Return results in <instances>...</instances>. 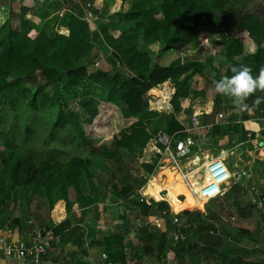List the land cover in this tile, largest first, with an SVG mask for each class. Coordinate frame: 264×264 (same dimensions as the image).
Returning a JSON list of instances; mask_svg holds the SVG:
<instances>
[{"label": "rangeland", "instance_id": "obj_1", "mask_svg": "<svg viewBox=\"0 0 264 264\" xmlns=\"http://www.w3.org/2000/svg\"><path fill=\"white\" fill-rule=\"evenodd\" d=\"M130 6L131 1L124 2L123 0H0V25L8 22L12 28L16 29L21 19H29L34 24L39 21L46 25L48 23L49 35L66 34V32H61L62 26L58 25L57 18L58 12H68L87 24L92 54L90 62L86 65V71L90 74L104 72L110 76L117 75L118 82L133 76H146L152 65L169 66L174 63L185 65L186 72L180 76V80L188 79L190 82L188 94L180 97L179 100L183 113H179L181 110L175 113V118L185 128H191V117L194 113L199 115L202 125L214 123L216 117L213 115V110L221 112L223 117L231 120L240 119L244 114L253 120L262 117L264 106L261 109L257 107L260 104L264 105V99L257 101L253 96L264 97V91L261 93L256 91L253 96L247 97L246 100L250 102L244 109L245 111L241 113L230 97L214 90L212 80H219L224 76L230 77L232 72L227 71L230 62L225 57V47L221 46L217 51L211 42L214 33L212 29L216 24V19L213 17L209 19L202 17L198 22L197 36L190 44L178 51L164 50L162 44L151 45L138 37L136 44L129 43L132 46L130 52H135L136 59L149 63V66L145 69L139 66L138 70H132L125 64L123 54L105 41V31L112 39H116L122 31L133 28V23L127 15ZM245 11L264 12V3L253 0L247 4ZM161 17L160 11H155L154 19L160 20ZM256 50L257 45L251 39H247L243 53L232 60L240 63L246 55L255 53ZM194 64H196L195 67ZM22 80L32 90L44 83V78L39 72L33 76L24 77ZM163 86L165 88L164 98L171 104L173 84ZM46 91L51 93V88L47 87ZM150 95H157V88L150 89ZM166 101L162 97L152 102L151 108L154 110H149L147 104L146 113L139 126L142 133L148 135L147 142L142 144L146 136L138 135L129 147L116 149L115 157L112 158L104 155V145L109 146L104 139L109 136L111 130L118 132L132 120L122 118L119 110L111 104L98 105L88 124V138L80 145L71 146L64 132L58 134L60 139L56 140L57 143L50 141L43 128L35 126L38 130L36 134L40 136L35 142L41 143L40 138H45L49 142L43 147L40 144L36 145V150H39L38 158L51 159V162H58L63 166L73 162L74 159H81L80 189L74 192L72 187L68 188L65 194L69 204H66L63 200L65 194L57 190L58 185L53 186L51 194L47 195L44 189L34 191L31 187L15 185L9 179H5L4 184L0 186V225L12 226L15 219L19 220L21 227L25 226L28 219L41 225L54 224L51 221V213L54 220H60L63 216L60 207L62 202L66 215L64 214L65 217L60 222L67 221L68 225L70 219L68 216L70 217L72 213L71 208L76 204L72 202V193H75L78 200L84 203L80 197L93 192L97 195H95L97 197L95 205L83 204L77 207L71 221L74 217L80 219L85 229L83 228L79 236L88 242L92 240L96 243V240H102L110 234L121 236L125 258L128 259L127 264H161L162 262L179 264V260H181L180 264H221L223 257L237 255L239 248L247 250L242 257L254 261L262 259V254L256 251L253 253L252 250L258 247L264 249V212L257 208L258 201L264 202V152L262 154L257 150L254 151L245 140L244 134L251 128L256 130L257 127L264 128V125L259 124V121H254L250 128L244 125L219 126L216 128L218 135L209 136L198 151L200 160L196 166L189 164V160L174 165L168 156L160 158L157 153L151 154L150 152L149 154L146 150L154 136L166 129V118L172 114V112L167 113L168 110H161L168 106ZM208 104H210L209 109H206ZM215 105L220 107L215 110ZM38 117L41 119V114ZM41 124L48 125L46 121ZM164 158H167L168 162H165ZM1 159L2 143L0 141ZM211 159L220 160L229 170L233 166L242 171L243 178L239 182L231 180L226 186L231 185L238 188L232 190L225 187L218 196L210 197L202 207H197L189 196L180 172L199 181L200 175L204 173L199 166L202 163L205 165L206 162L210 163ZM165 165L179 170L180 184L178 182V185L184 195L182 197L191 202L183 206L178 200L175 206L177 208L189 207L190 211L186 210L187 212L183 211L180 214L173 212L172 214L173 202L170 196L167 201L162 196L168 206V215L154 206L147 209L142 205V200L144 202L152 200L149 199L152 196L158 198L161 188L169 184L171 178L174 180ZM145 166H152V169L149 170ZM2 169L0 163V172ZM61 175L64 180L67 178L65 173ZM163 177L165 179H162ZM162 190H168L170 193L169 189ZM236 206L249 209L250 216L247 220H243L246 222V228L254 233L253 239L243 235L244 226L240 225ZM174 216L178 219L176 223L172 222ZM212 223L217 227L218 233L224 236V243L220 246L218 253L203 252L202 249L192 246L198 244V247H201L197 243L198 235L208 230ZM226 237L230 239L226 240ZM148 246L153 250L152 255H143L142 251ZM135 254L141 256L140 260L135 258ZM102 260H105V255H102Z\"/></svg>", "mask_w": 264, "mask_h": 264}, {"label": "trees", "instance_id": "obj_2", "mask_svg": "<svg viewBox=\"0 0 264 264\" xmlns=\"http://www.w3.org/2000/svg\"><path fill=\"white\" fill-rule=\"evenodd\" d=\"M123 1H131L127 15L133 23V28L122 31L116 39H112L105 31V41L123 54L125 64L132 70H138L139 66H142L141 69L149 66V63L136 59L135 52H130L132 48L130 44H136L138 37L151 45L162 44L164 50L178 51L190 44L197 36L198 22L202 17L216 19L211 42L217 51L219 47H225V57L230 62L228 72L233 66L247 65L255 75L261 67H264V12L245 11L247 4L253 0ZM258 1L264 3V0ZM157 10L162 15L160 20L154 19ZM57 19L58 25L62 26L61 32H66L67 28V35L58 33L49 35L48 23L46 25L39 21L34 24L29 19H21L16 29L8 22L0 25V141L2 143L0 163L3 167L0 172V186L4 184L5 179H9L15 185L31 187L34 191L44 189L47 195L51 194V188L56 185L61 194L67 193L68 188L71 187L74 192L79 191L82 177L79 169L82 164L81 159L73 158V162L63 166L58 162H51V159L38 158L39 150H36V145L40 144L43 147L49 142L45 138H40L41 143L35 142L40 137L36 134L38 130L35 126L43 128L50 141L57 143L56 140L60 139L58 134L64 132L71 146L80 145L88 138V124L98 105L111 104L119 110L122 118L132 120L118 132L111 130L109 136L104 139L109 143V146L104 145V155L115 157L116 149L129 147L138 135L146 136L142 144L149 139L139 126L146 113L150 89H154L158 84L170 83L173 84L174 89L171 99L172 114L166 118V129L161 131L172 134L183 130V126L175 118V113L180 110V97L188 94L190 82L188 79L180 80V76L186 72L185 65L175 63L169 66L152 65L146 76H133L121 82H118L117 75L110 76L104 72L90 74L86 71V65L90 62L92 54L87 24L68 12L58 14ZM247 39H251L257 45L256 52L246 55L240 63L234 62L232 59L243 53ZM36 72L44 78V83L32 90L26 86L22 78L33 76ZM47 87L51 88V93L46 91ZM258 92L262 91L258 90ZM253 97L257 100L256 96ZM249 102L250 100L244 102L247 107ZM263 106L260 104L257 108L261 109ZM219 107L215 105L214 109ZM244 109L240 112L243 113ZM215 113L217 112L213 110V114ZM40 114L41 119L38 117ZM248 118L249 116L245 114L240 117L241 120ZM43 121L48 125H42ZM219 126L214 127L210 135H207L204 129L192 131L191 135L202 141L206 137L218 135L216 128ZM232 126L236 125L225 127ZM178 136L184 137L185 134L179 133ZM259 153L263 154V151ZM145 167L152 169V166ZM165 167L174 177V180L171 178L167 188L170 190L169 196L173 202L172 213L190 211L189 207L175 206L178 200L183 206L191 203L182 197L184 195L178 185L179 170L168 165ZM61 173L66 174L65 180ZM31 183L33 184L30 185ZM72 194V202L78 207L83 204L94 206L97 201V195L93 192L80 197L84 203L78 200L75 193ZM149 199L152 200L146 202L142 200V205L147 209L154 206L165 215L169 214L164 199L160 200V197L153 196ZM63 200L69 204L66 194ZM67 223L64 221L45 226L50 228L55 236H60ZM15 225H19V220H13L12 227ZM210 232L205 230L204 233H200L198 240L205 242L206 247H209L208 250L218 253L222 244L214 241L208 245ZM244 233L251 234L245 230ZM95 242V245L103 247L106 264L125 263L121 236L110 234ZM195 246L198 248V244H194ZM142 252L143 255H152L153 250L148 246ZM261 254L263 258L257 261H247L241 255L235 254L223 257L221 264H264V251ZM134 256L139 260L141 258L136 254Z\"/></svg>", "mask_w": 264, "mask_h": 264}, {"label": "built area", "instance_id": "obj_3", "mask_svg": "<svg viewBox=\"0 0 264 264\" xmlns=\"http://www.w3.org/2000/svg\"><path fill=\"white\" fill-rule=\"evenodd\" d=\"M61 13L62 12H59V15H61ZM67 34L68 30L66 29V35ZM156 88L157 95H151V97L148 99L149 110H154L151 108L152 102L160 100L162 97L164 101H166V99L164 98V86L158 84L154 87V90ZM166 103L168 104V106L162 108L161 110H168L169 112L167 113H171V104L167 101ZM214 116L216 117V121L214 123H207L202 125L199 120V115L197 116L196 113H194L191 117L190 129L185 128V126L182 125V131L174 132L172 134H167L163 131H159L147 145V152L149 154L150 152L151 154L157 153L160 158L168 156L172 164L178 165L179 162L181 163L185 160H190V158H192L195 154H198V151L203 146L204 141L208 138L206 137L204 140L199 141L191 135L192 131L204 129L205 133L207 135H210L213 132V128L217 125H245L248 123H254V121H259V124L264 125V116H262L261 118H256L255 120H253L252 118H248L246 120H231L223 117V114L221 112L215 113ZM263 131V127H257V130L251 128L250 130H247L244 134L245 140L252 146L254 151L257 150L264 152V134L262 133ZM179 133H183L185 134V136L179 137ZM217 160L211 159V162L209 164H215ZM192 166H196V164H193ZM199 168H201L202 171L205 172L207 166L205 165V163H202ZM241 173L244 174L242 171L235 169L233 166L229 170L225 167V165H223V168H221L220 170L215 171L212 175V183L215 184L217 188L215 196H218L219 193L223 191L225 187L229 184V182H231V180L233 182H239L240 179L243 178L241 176ZM257 208L260 209L261 212H264V202L262 200L258 201ZM172 222H178L176 216L172 218ZM27 227V232L24 234L0 233L1 257L8 258L10 260H18L23 264H40L41 259L51 249L52 241L58 236H55L50 228H47L45 225L36 223L32 219L27 220Z\"/></svg>", "mask_w": 264, "mask_h": 264}, {"label": "crops", "instance_id": "obj_4", "mask_svg": "<svg viewBox=\"0 0 264 264\" xmlns=\"http://www.w3.org/2000/svg\"><path fill=\"white\" fill-rule=\"evenodd\" d=\"M180 110H179L180 111L179 113H183L182 106L180 107ZM213 115H215V114H213ZM183 118H184V116H183ZM244 126H248L250 128L252 125H251V123H248V124H245ZM233 184H236V183H233ZM235 188H238V187L237 186H231V185L229 187H226V189H232V190ZM60 207H61V210L63 212V216L60 220H54V218L52 217V213H51V219H52L51 221L54 223L53 225L60 223V221L62 219H64V217H65L64 214L66 215V213L64 211V203L63 202L60 203ZM77 207H78L77 204H74L72 206V208H71L72 213L70 214V217L68 216V218H70L68 226H66L65 230L63 231V233L60 236H58L56 239H54L52 241L51 249L41 259L40 264H105L106 255H105L104 249L102 247L95 245V243L92 242V240H91V242H88L83 237L79 236V233L81 231H83V228H84L83 223L80 221V219H76L74 217V219L71 221V217L73 216V214L75 215V211L78 209ZM236 213H237V217L239 218L240 225L244 226V229L242 232L243 235L247 236L250 239L251 238L253 239L255 237L254 233L249 231L246 228L247 227L246 222L243 220V219L247 220V218L250 216L249 209L244 208L242 206H236ZM208 228L211 229V230H207V232L211 231L208 234V237H209V239H208L209 241L207 242L208 245L214 241H216L219 244H223L224 243V236L218 233L219 231L217 230V227L215 226V224L214 223L210 224V226ZM27 229H28L27 222H26L24 227H21L19 225H15L13 227L12 226L7 227V226H1L0 225V233H3V234H10V233L24 234L27 232ZM212 230H215V231H212ZM244 230L249 231L251 234L250 235L245 234ZM204 232H205V230L203 231V233ZM227 239H230V238L226 237V240ZM197 243H199L201 245V247H198V249H202L203 252L204 251L208 252V253H214L215 252V251L214 252L210 251L211 249L208 250L207 248H209V247H206V243L200 241V239L197 241ZM192 246H194V244ZM189 249H191V248H189ZM238 251H239V253H237V254L241 255V256L244 253H247V250H245L244 248H239ZM254 251L261 254V252H263L264 249H261L258 247V248H255V250H252L253 253H255ZM102 255H105L104 261L102 260ZM174 256H176V255H174ZM251 258H253V257H251ZM179 259H180V257H179ZM243 259L247 260V261H249V260L254 261L253 259H248L247 257L246 258L243 257ZM126 260H128V259L125 258L124 264H127L128 261H126ZM180 262H181V260H179V264H180ZM0 264H23V263L18 261V260H10L8 258H3L0 256ZM161 264H164V262H162Z\"/></svg>", "mask_w": 264, "mask_h": 264}, {"label": "clouds", "instance_id": "obj_5", "mask_svg": "<svg viewBox=\"0 0 264 264\" xmlns=\"http://www.w3.org/2000/svg\"><path fill=\"white\" fill-rule=\"evenodd\" d=\"M232 75L221 77L219 80L213 79L214 90L226 97H230L233 104L243 110L247 107L244 103L246 98L258 90L264 91V67H261L255 75L247 65L233 66ZM264 99V97H258Z\"/></svg>", "mask_w": 264, "mask_h": 264}, {"label": "bare ground", "instance_id": "obj_6", "mask_svg": "<svg viewBox=\"0 0 264 264\" xmlns=\"http://www.w3.org/2000/svg\"><path fill=\"white\" fill-rule=\"evenodd\" d=\"M209 106L210 104L207 105L208 108L206 109H209ZM199 109L203 111L202 108H199ZM223 157H224V151H223L221 158L223 159ZM199 160L200 159H199L198 154H195L192 158H190L189 164H196ZM164 161L168 162V159L164 158ZM206 166H207V169L205 170L203 174L200 175L201 178L199 181L196 178H193L192 176H185L184 173L180 172L182 175V180L186 185L187 191L189 192V196L191 197L193 203L197 207H202L206 203L209 197L215 196L217 192V188L215 184L212 183V175L215 171H218L221 168H223V164L220 162V160L215 162V164H209V162L208 163L206 162ZM170 168H174V167L170 166ZM167 188H168V184L165 185L163 188H161V190L159 191V197L161 199H162V196L164 197L165 200L168 199V196H169L168 190H162V189H167ZM161 192H164V194L162 195Z\"/></svg>", "mask_w": 264, "mask_h": 264}]
</instances>
